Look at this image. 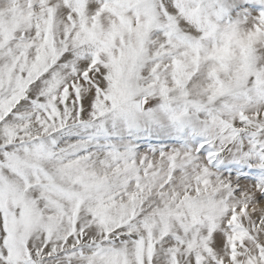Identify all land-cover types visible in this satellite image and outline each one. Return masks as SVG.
Here are the masks:
<instances>
[{
	"label": "snow or ice",
	"instance_id": "6c2138e0",
	"mask_svg": "<svg viewBox=\"0 0 264 264\" xmlns=\"http://www.w3.org/2000/svg\"><path fill=\"white\" fill-rule=\"evenodd\" d=\"M0 264H264V0H0Z\"/></svg>",
	"mask_w": 264,
	"mask_h": 264
}]
</instances>
